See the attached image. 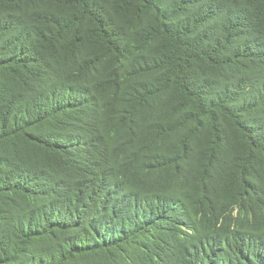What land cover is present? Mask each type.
<instances>
[{"label": "trees", "instance_id": "trees-1", "mask_svg": "<svg viewBox=\"0 0 264 264\" xmlns=\"http://www.w3.org/2000/svg\"><path fill=\"white\" fill-rule=\"evenodd\" d=\"M0 264H264V0H0Z\"/></svg>", "mask_w": 264, "mask_h": 264}]
</instances>
